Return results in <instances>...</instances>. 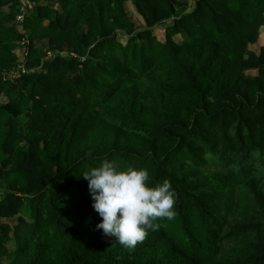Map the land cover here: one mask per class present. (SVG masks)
I'll return each mask as SVG.
<instances>
[{
  "label": "trees",
  "instance_id": "obj_1",
  "mask_svg": "<svg viewBox=\"0 0 264 264\" xmlns=\"http://www.w3.org/2000/svg\"><path fill=\"white\" fill-rule=\"evenodd\" d=\"M30 1L0 0V264H264V0ZM105 159L175 191L133 248Z\"/></svg>",
  "mask_w": 264,
  "mask_h": 264
},
{
  "label": "clouds",
  "instance_id": "obj_2",
  "mask_svg": "<svg viewBox=\"0 0 264 264\" xmlns=\"http://www.w3.org/2000/svg\"><path fill=\"white\" fill-rule=\"evenodd\" d=\"M92 207L102 218L96 225L122 246L133 248L149 230L159 228L161 218L171 219L175 191L168 179L152 183L144 167L121 168L114 160H102L83 172Z\"/></svg>",
  "mask_w": 264,
  "mask_h": 264
},
{
  "label": "rangeland",
  "instance_id": "obj_3",
  "mask_svg": "<svg viewBox=\"0 0 264 264\" xmlns=\"http://www.w3.org/2000/svg\"><path fill=\"white\" fill-rule=\"evenodd\" d=\"M126 8H127V10H129L130 13H132V6H131V4L128 3ZM262 30H263V32H262L261 37H260V39H259V43H257L256 45H254L253 48H258L259 46H261L262 44H264V28H263ZM157 34H158L161 38L163 37L162 33H160L159 31H157ZM42 44H43L44 47H45L46 44H47V41H46V40H43V41H42ZM21 46H22V44L19 45V48H20V49H22Z\"/></svg>",
  "mask_w": 264,
  "mask_h": 264
},
{
  "label": "built area",
  "instance_id": "obj_4",
  "mask_svg": "<svg viewBox=\"0 0 264 264\" xmlns=\"http://www.w3.org/2000/svg\"><path fill=\"white\" fill-rule=\"evenodd\" d=\"M34 5H35V2H32V1H30V0H23V6H22V9H23V10H24V9H31V8L34 7ZM18 18H19V19H22V16L19 15Z\"/></svg>",
  "mask_w": 264,
  "mask_h": 264
}]
</instances>
